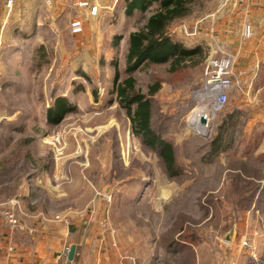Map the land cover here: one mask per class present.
Returning <instances> with one entry per match:
<instances>
[{
    "label": "rangeland",
    "instance_id": "374dc122",
    "mask_svg": "<svg viewBox=\"0 0 264 264\" xmlns=\"http://www.w3.org/2000/svg\"><path fill=\"white\" fill-rule=\"evenodd\" d=\"M233 4L200 0L190 17L172 27L171 35L185 47L204 48L201 64L189 63L175 73L167 64H146L133 74L145 95L161 85L149 97L152 124L175 148L180 169L175 178L168 176L159 152L134 134L115 92L117 72L119 82L128 78V37L150 10L126 19L119 0L109 22L100 24V34H80V23L73 21L69 34H45L35 45L23 46L22 63L8 71L12 82H6L7 91L0 89V194L8 199L30 177L56 176L63 182L51 184L61 187L55 212L83 214L95 204L102 220L123 229L122 239L131 227L149 235L152 264L177 252L185 256L176 264H227L226 257L264 255V193L258 194L264 159H250L248 166L237 160L245 119L227 116L236 86L225 108L211 114L208 131L197 121L204 112L195 113L202 106L211 109L199 96L207 61L217 56L207 35L215 34ZM75 9L71 4V21L81 14ZM60 98L72 109L50 124L48 109ZM222 127L220 148L230 146L232 152L211 154ZM185 244L190 251H184Z\"/></svg>",
    "mask_w": 264,
    "mask_h": 264
},
{
    "label": "crops",
    "instance_id": "0c3cea01",
    "mask_svg": "<svg viewBox=\"0 0 264 264\" xmlns=\"http://www.w3.org/2000/svg\"><path fill=\"white\" fill-rule=\"evenodd\" d=\"M90 1L98 8L96 15L89 9H75L74 12L81 14L71 21L70 0H15L10 10L6 0H0V89L8 88L6 82H12L8 76L10 67L22 63V47L35 45L34 39L45 34H69L73 21L80 23V34H100V24L109 22L119 0ZM157 7L155 4L150 9V15ZM229 11L230 14L219 22L215 34L207 35V40L212 52L220 47L236 58V89L227 116L232 120L244 116L245 127L239 132L235 151L240 164L248 166L246 163L250 159H264V0H242L231 5ZM125 12L124 5L121 14L127 19ZM244 24L252 27L249 39L243 37ZM226 152L232 149L223 153ZM58 179L37 175L30 177L14 197L7 199L0 194V264L154 263L155 250L147 247L149 235H142L131 227L127 230L130 234L125 231L122 239L119 231L123 229L102 220L103 214L95 204L83 214L55 212L54 201L61 187L51 184L63 182ZM32 187L37 190L33 191ZM261 192L264 193L263 186L258 194ZM12 201L18 202L20 207V220L25 227L22 231L12 230L3 217L5 209L13 208ZM185 245L184 251L189 250L190 245ZM73 247L75 253L70 260ZM170 251L175 254V248ZM184 256L177 252L163 262L157 258L156 264H176L175 260ZM225 260L227 264H264V255H236Z\"/></svg>",
    "mask_w": 264,
    "mask_h": 264
},
{
    "label": "trees",
    "instance_id": "16d2710c",
    "mask_svg": "<svg viewBox=\"0 0 264 264\" xmlns=\"http://www.w3.org/2000/svg\"><path fill=\"white\" fill-rule=\"evenodd\" d=\"M122 1L126 8L125 14L128 17L133 16L135 12L144 14L155 4L158 5L153 13L145 19V22L128 37V50L125 58V71L128 78L119 82L117 72L115 92L119 104L126 110L132 123L134 134L141 138L143 144L159 152L168 176L175 178L180 174L175 148L162 138L152 124L154 111L152 100L149 97L156 95L161 85L158 83L152 86L148 95H145L137 89L133 74L146 64H167L169 71L175 73L189 67V63L199 65L205 60L204 48L201 46L187 48L171 35L172 27L181 20L190 17L200 0ZM71 109L66 98L58 99L53 107L48 109V122L50 124L60 123L64 115ZM221 129V136H218L211 144V154L219 155L230 147L220 148V137L224 139L225 134L223 127ZM229 140L231 142V137Z\"/></svg>",
    "mask_w": 264,
    "mask_h": 264
},
{
    "label": "built area",
    "instance_id": "2783aa9c",
    "mask_svg": "<svg viewBox=\"0 0 264 264\" xmlns=\"http://www.w3.org/2000/svg\"><path fill=\"white\" fill-rule=\"evenodd\" d=\"M72 6L78 9H89L91 14L97 13V6H92L90 0H70ZM233 3L238 4L242 0H231ZM15 0H6V6L10 10L13 8ZM252 28L248 24L244 26L243 37L249 39L252 37ZM217 56L207 61L206 67V82L204 90L200 92L199 96L204 100L208 101V106L213 113L221 111L225 108L229 101V96L232 93L236 81L234 73V65L236 58L233 55L225 53L223 48L212 52ZM220 54V56H218ZM203 94V96L201 95ZM13 208H7L3 212V217L7 222L8 226L12 230H24L25 227L20 220V207L18 202L12 201Z\"/></svg>",
    "mask_w": 264,
    "mask_h": 264
},
{
    "label": "bare ground",
    "instance_id": "6f19581e",
    "mask_svg": "<svg viewBox=\"0 0 264 264\" xmlns=\"http://www.w3.org/2000/svg\"><path fill=\"white\" fill-rule=\"evenodd\" d=\"M199 94H200V93H199ZM201 95L203 96V94H201ZM196 112H204L203 114L200 113L201 115H197V121H199V123L202 124V123H201V119H202V118H205L206 123H205V124H202V127H204L203 125H206V126L204 127V129L208 131V127H209V125H208L209 118L212 117L211 114H213V117H214V113H213L208 107H206V106H202V107L196 109V110H195V113H196ZM204 114H206V115H204Z\"/></svg>",
    "mask_w": 264,
    "mask_h": 264
},
{
    "label": "water",
    "instance_id": "95a60500",
    "mask_svg": "<svg viewBox=\"0 0 264 264\" xmlns=\"http://www.w3.org/2000/svg\"><path fill=\"white\" fill-rule=\"evenodd\" d=\"M201 123H202V124H205V123H206L205 118H202V119H201ZM74 253H75V247H73V248L71 249L70 253H69V258H70V260L73 259Z\"/></svg>",
    "mask_w": 264,
    "mask_h": 264
}]
</instances>
